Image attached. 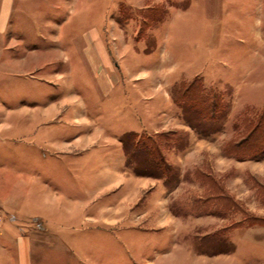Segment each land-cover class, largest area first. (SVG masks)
<instances>
[{"label":"rangeland","instance_id":"1","mask_svg":"<svg viewBox=\"0 0 264 264\" xmlns=\"http://www.w3.org/2000/svg\"><path fill=\"white\" fill-rule=\"evenodd\" d=\"M1 8L0 72L14 68L18 78L8 84L16 89L0 92V164L10 185L38 187L41 176L57 200L42 215L76 251L74 262L194 264L191 251H228L241 235L232 230L264 228V157L240 161L223 151L244 120L264 111V0H0ZM194 80L225 105L217 132L194 127L175 104L176 89ZM129 132H177L165 149L178 173L170 191L158 182L141 188L136 176L102 194L115 179L109 170L135 173L121 142ZM198 168L239 205L220 197L191 209L195 195L215 194L202 193ZM132 187L133 211L107 222ZM168 200L182 228L164 214ZM32 238L47 251L44 235Z\"/></svg>","mask_w":264,"mask_h":264},{"label":"crops","instance_id":"2","mask_svg":"<svg viewBox=\"0 0 264 264\" xmlns=\"http://www.w3.org/2000/svg\"><path fill=\"white\" fill-rule=\"evenodd\" d=\"M3 12L4 10L1 8L0 14ZM0 39V45L4 46L5 39L1 36ZM0 59L1 65L7 67V63L5 64L2 58ZM9 71L5 75L0 72V92L1 89H16L15 87H17L8 85L9 81L17 82V70L13 68V70L10 69ZM6 108L5 103L0 99V129L4 122L2 113L6 111ZM117 143H120V141L118 140ZM3 166V164H0V264H80L79 261L74 262L72 260L71 254H75L76 251H71L66 242L58 239L55 231L52 230V221L50 218L42 215L45 211L51 212L52 210L55 212L57 200L54 196L49 195L47 184L40 186L42 184L41 176L39 174L36 175L37 180H39L38 187H32L31 185L26 187L23 185H10L8 171L3 170ZM109 171H113L111 173L115 179L110 182V185L105 190H102V194H110L114 188L127 187L128 184L126 182L131 181L132 177L137 176L135 173L127 171L122 165ZM138 177L142 178L138 182L141 188H144V182H152V184H154L153 182H158L157 189H161L164 194L168 190L170 191L159 179ZM35 189L37 194L34 195L32 193L35 192ZM157 189H155V192L158 193L159 190L156 191ZM135 190L136 188L132 187L118 198L123 206L120 207V205L116 207L117 209L111 210V213L118 215L115 214L116 216L112 217V219L107 218V222H114V219H118L122 208L133 211L132 208L136 205L137 198ZM157 197H160L159 193ZM172 202V200L166 201L164 214L166 213L170 218L175 220V230L179 227L182 228L185 222L180 216H175L172 213ZM30 204L33 211L28 209ZM69 213L72 214L71 211ZM105 213L106 217H108L109 213L107 211ZM213 218L217 219L216 217ZM93 219L94 221H99L97 218ZM38 223L40 224L39 228L34 225ZM235 231H240L241 235L237 242L238 244L234 248L214 253L191 251L194 264H217L220 260H223L224 264H264V228L247 226L234 229L231 233ZM35 234L44 235L47 238L48 247H44L47 251L39 250L42 248L37 247L38 245L34 243L35 239L32 237Z\"/></svg>","mask_w":264,"mask_h":264},{"label":"trees","instance_id":"3","mask_svg":"<svg viewBox=\"0 0 264 264\" xmlns=\"http://www.w3.org/2000/svg\"><path fill=\"white\" fill-rule=\"evenodd\" d=\"M198 82L194 80L190 84H183L180 88L176 89L175 104L182 109L183 115L185 114L186 119L193 126L195 125L198 129L206 131L205 134L217 132L218 127L213 123L220 121L223 112H225V105L222 104L217 93L213 91L205 93L204 89H200ZM263 123L264 111L257 115L256 121L254 119L249 121L244 120L241 123V125H244L243 129L241 127L240 130H237L234 138L224 146L223 151L225 155L235 157L240 161L262 159L264 157V140L262 147H258L256 143L260 141V136L264 135V130H262ZM176 133H156L153 136H146L137 132H129L122 135L121 142L129 157L128 164L135 163V173L137 176H147L139 171L140 165H143L144 162L135 159L136 156H143L146 168L147 161H150V168H148L149 175L147 177L160 178L169 189L172 188L173 184L170 183V180L175 177L178 178V173L167 160L165 149L172 148V144L174 143L172 136H176ZM194 174L200 179L199 185L204 187L202 193L215 192V194L195 195L192 198L191 209L198 210V208L202 207L201 205L212 204L214 202L219 203L220 197L231 202L233 208L236 207L237 202L234 204L235 198L230 195L225 187L220 188L219 181L209 169L198 168ZM256 184L259 185L258 182Z\"/></svg>","mask_w":264,"mask_h":264}]
</instances>
